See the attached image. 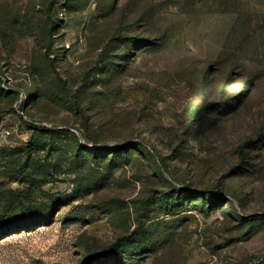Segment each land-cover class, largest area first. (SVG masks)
I'll use <instances>...</instances> for the list:
<instances>
[{"label":"rangeland","instance_id":"obj_1","mask_svg":"<svg viewBox=\"0 0 264 264\" xmlns=\"http://www.w3.org/2000/svg\"><path fill=\"white\" fill-rule=\"evenodd\" d=\"M4 129L0 264H264V0H0Z\"/></svg>","mask_w":264,"mask_h":264},{"label":"trees","instance_id":"obj_2","mask_svg":"<svg viewBox=\"0 0 264 264\" xmlns=\"http://www.w3.org/2000/svg\"><path fill=\"white\" fill-rule=\"evenodd\" d=\"M195 120V119H194ZM32 143H30L29 142V144H28V149L29 150H31V148H32ZM104 150H107L108 148H103ZM110 149H113V150H117V151H121V150H124L125 149V147H122V146H120V147H112V148H110ZM27 166V161L24 163V165H23V168H25ZM175 189H174V191L177 193V194H180L181 192H182V190H181V188H179V187H174Z\"/></svg>","mask_w":264,"mask_h":264},{"label":"built area","instance_id":"obj_3","mask_svg":"<svg viewBox=\"0 0 264 264\" xmlns=\"http://www.w3.org/2000/svg\"><path fill=\"white\" fill-rule=\"evenodd\" d=\"M10 135H11V132L9 130L4 129V130L0 131V139H2V138L6 139Z\"/></svg>","mask_w":264,"mask_h":264}]
</instances>
